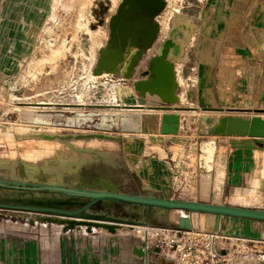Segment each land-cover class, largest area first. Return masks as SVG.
I'll return each mask as SVG.
<instances>
[{"label":"rangeland","instance_id":"rangeland-1","mask_svg":"<svg viewBox=\"0 0 264 264\" xmlns=\"http://www.w3.org/2000/svg\"><path fill=\"white\" fill-rule=\"evenodd\" d=\"M164 1L165 8L157 17L159 26L157 36L152 46L140 59V61L145 60L146 64L142 67L139 61L140 67L135 71L134 76L141 75L143 70L142 74L146 71L148 60L153 55L154 49L166 36L172 13L184 12L193 19L195 31L185 48L178 72L175 70L176 76L179 75L177 94L181 98L177 105L198 108L206 105L200 100L198 76L200 65H203L208 69L211 83H214L216 87L215 91L211 89L213 100L209 105L222 106L223 109L229 107L251 109L250 112L231 113L241 116L254 115L256 113L253 109L264 108V94L258 93L255 87L240 92L233 85H226V76H229L228 73L232 76L231 69H234L230 66V58H224V51L220 50L221 35L219 36L218 33L219 17L225 12L226 0ZM119 2L120 0H0V23L5 18L11 17L10 20L15 26L17 24L23 26L21 28L23 47L17 53H13L12 60H9L0 72V76H4L0 80V126L5 128L0 131V158L13 159L8 165L16 160L39 165L43 168L44 174L48 171L52 172L48 177L50 183H54L62 179L60 175L69 164L83 157L90 161L88 168L79 170L70 178H65L67 180L64 179L63 182L89 180L94 173L88 170L93 166L101 169L99 178H112L120 191L140 193L136 182L134 180L131 182L126 172V164L127 167H131L130 162L134 156L132 152L137 154L138 148L140 151L144 147L149 149L147 151L154 152L155 144L161 142L170 148V152L175 156L181 152L179 158L183 163L174 178V188H177L179 192L184 188L194 190L196 187L202 191L210 188L217 189L221 178L211 179L210 176L215 153L214 137L206 138L198 132V115L202 114L199 109L196 112L191 110L172 112L177 115L175 132L145 135L137 129L139 118L130 115L132 112H127V107L120 106L124 104V100L129 104H140L139 101L138 103L134 100L132 85L121 77H115L117 75L107 73L96 79L95 84L89 81L98 48L103 47L108 38V20ZM202 18L207 19V26L200 29ZM206 29L210 30L211 38L204 32ZM3 33H5L4 42L10 43V37L7 36L10 35L9 31ZM10 53L9 49L7 54L10 55ZM249 72L250 65H247L245 75H250ZM241 75L244 76V73L238 76ZM60 89L62 94H58ZM44 91L48 92L47 96L50 99L57 100L60 96H64L67 100H72L73 104L83 105L73 106L74 108L69 111L59 109L41 111L30 108L32 103L44 100L35 96ZM109 103L119 105L113 107ZM139 111L145 110L139 109ZM210 113L221 116L227 112L222 110ZM262 114L258 115L264 118V113ZM23 132L59 134L99 132L124 136L129 141L121 143L95 138L71 141L12 138L14 134ZM149 143L153 145L147 147ZM206 144L213 146L210 160L203 152V148L208 146ZM78 149L96 151L98 156H87L78 152ZM29 151L39 153L37 155L28 153ZM27 177L32 180L29 173ZM0 178L13 179L16 176H12L8 168L0 167ZM143 193L148 194V192ZM263 193H252L241 197L231 192V200L263 204ZM117 207L110 212L114 216L121 215L131 220L138 219L137 221H144L146 218L143 208L126 204H120ZM181 214L185 213L176 210L149 212L148 226L144 227L155 229L153 237L147 236L152 239L155 246L164 236L160 229L174 226L175 220ZM223 218L229 219L223 224L227 233L245 231L249 236L264 237V229L258 230V227L253 225V221ZM41 224L45 227L41 228ZM55 226H57L56 231L53 230ZM136 227L142 228L137 230ZM139 227L134 226L130 231L124 226L122 227L124 231L120 232L136 234L142 238L143 226ZM89 234L82 228L62 232L60 226L55 224L38 221L29 224L19 218L0 216V264H89L91 262L89 257H86L87 261H85L84 257L75 255V250L85 252L95 248L92 245L95 241ZM108 247L111 248V245ZM108 247L105 250H109ZM250 247H254L252 249H256L257 252L255 256L249 258L245 253L250 251L248 250ZM233 252L231 255L238 261L247 260L245 264H260L264 261V243L261 242L247 248L235 247ZM200 253L201 257L196 264H205L206 254L204 251ZM170 258L173 257L170 256ZM107 260L109 264H119V260L114 262L112 258ZM104 261L107 262L106 259Z\"/></svg>","mask_w":264,"mask_h":264},{"label":"water","instance_id":"water-1","mask_svg":"<svg viewBox=\"0 0 264 264\" xmlns=\"http://www.w3.org/2000/svg\"><path fill=\"white\" fill-rule=\"evenodd\" d=\"M165 5L164 0H120L115 12L108 20V38L104 46L98 49L92 74L107 73L120 76L131 82L132 88L138 96L149 95L155 97L158 102L145 105L128 104V107L172 112L197 111V107L177 105L179 96L177 94L178 82L175 63L182 61L185 48L195 31L194 21L186 13L179 11L172 13L170 26L164 40L157 45L148 60L146 71L142 75L145 78L134 77L138 62L152 46L157 36L159 26L155 17L164 9ZM201 110L203 113L199 115L198 132L203 136L264 138L263 117L258 114L251 116L231 114L232 112H250L249 108L208 107L201 108ZM222 110L227 113L221 116L209 113ZM253 110L255 113L264 112V108ZM172 112L169 115H172ZM176 122L177 115L173 124ZM161 125L160 121L162 134L176 131V126L173 130H164ZM1 130H5V128L0 126ZM12 138L46 141L92 138L113 142L129 141L124 136L99 132L76 134L23 132L14 134ZM154 150L159 151L157 148ZM77 151L87 156H98L96 151L90 149H78ZM14 163L1 164V168H8L12 176L15 175L16 178H0V190L7 193L5 196L0 193V216L19 218L29 224H34L37 221L55 224L60 226L62 232L82 228L86 233H91L93 229H104L109 233H115L116 229L122 226L130 228L147 226L150 211L169 210H180L186 213L176 220V229L179 230L192 229L188 216L192 213L212 214L218 217L264 223V208L172 199L145 193H127L120 191L115 181L109 177L92 181L87 179L67 181L65 183L70 185L64 184L63 180L72 176L70 173H77L79 170L88 168L90 161L83 157L64 169L60 175L62 177L60 181L63 183H50L49 177L44 174L43 168L39 165L26 164L17 160ZM28 173L31 179L35 180H29ZM120 204L145 209V220H131L107 213ZM132 251L143 260V264H150L152 259L155 264H180L173 258L163 255L160 246L149 247L146 237L140 246H133ZM261 263L264 264V262Z\"/></svg>","mask_w":264,"mask_h":264},{"label":"crops","instance_id":"crops-1","mask_svg":"<svg viewBox=\"0 0 264 264\" xmlns=\"http://www.w3.org/2000/svg\"><path fill=\"white\" fill-rule=\"evenodd\" d=\"M226 2L225 12L224 14H220L219 17L220 29H218L219 36L221 35L219 39L220 50L224 51V58H230V66H232L231 68H234L231 69L232 76H230L231 73H228L227 75L229 76H226V85H233V87L235 89L237 88L236 90L240 92L251 90L255 87L258 93L260 92L264 94V0H226ZM14 10L15 9H13V11ZM16 11L17 10H15V12ZM21 11L23 10L21 9ZM158 16L159 14L155 17L156 22H158ZM10 18L11 17L5 18L0 23V72L3 67L8 64V61L12 60L11 57L14 55L13 53H17L19 49H22L23 47V36L21 33V28L23 26H20L19 24L15 26L13 24L14 22L10 20ZM206 20L207 19L202 18L200 29L205 28V25L207 26ZM207 30L208 29L204 30V32L211 38V32L210 30ZM4 31H9L10 35L7 36L10 37V43L4 42ZM9 49L11 52L10 55L7 54ZM247 65H250L249 76L245 75ZM243 73L244 76H238ZM198 76L199 89L201 91L200 100L202 103L206 104L201 108H223L222 106L216 107L209 105L213 100L211 89L215 91L216 87L214 86V83H211L208 69H206L203 65H200ZM3 77L4 76H0V80H2ZM115 77L120 78V76ZM134 77L145 78L144 76ZM127 82L131 85L130 81ZM134 96L136 98H134L135 102L139 101L140 104L145 105L158 103L155 97H151L149 95L140 97L136 92H134ZM179 100H181L180 96ZM128 104L129 103L124 100L123 105L124 107H127V112H132L130 115L139 118V121H137V129L145 135L160 134L159 121L161 113L172 112L155 110H152L155 112H149L146 111L147 109L145 108L128 107ZM201 108L198 109L202 112ZM139 109H143L145 111H137ZM204 137H214L213 143L215 153L212 162V169L210 170L212 173H210V176L211 179L214 177L221 178V182L217 185V189L210 188L202 191V189L196 187L194 190H192V188H184V190L181 189L179 192L177 188H174V178H176L178 168L181 167L183 161L179 158V154L175 156V154L170 152V148L166 147L165 144H161V142L155 144V147L159 149V151H147V149H144L143 147L141 151L140 148H138L139 151H137V154L136 152H132L134 156H132L133 159L130 162L131 167H127L126 164V172L128 173L131 182L133 180L136 182L140 193L148 192V194L172 199H191L241 207L264 208V202L263 204H257L253 202H234L231 200L232 188H235L240 194H244L246 190L252 188L254 181H258L261 185L262 191L264 192V172H262V170H264V138L220 136ZM121 143H123V141H121ZM152 145V143H149L147 147ZM10 160L13 161V159ZM10 160L0 158V165H4L5 163L8 165ZM73 174L74 172L70 173V175ZM57 182L63 183L62 181ZM64 184L70 185L65 182ZM0 193L4 196L7 195V193L2 190H0ZM262 195H264V193ZM115 208L118 207H113V209ZM113 209L110 212H112ZM110 212L107 213L109 215H113V213ZM183 215H186V213ZM115 216L121 217V215ZM188 216L191 220L192 230L210 232L222 236L239 237L247 240L264 241L263 236H249L245 233V231L239 233H227L223 227V224L229 221L227 218L211 214L201 215L199 213H192ZM253 225L258 227V230L264 229V223L262 222H254ZM44 227L45 225L41 224V228ZM56 227L57 226H55L53 230L56 231ZM122 227L116 229L115 233H109L104 229L100 231L93 229L89 235H91V238L95 241V244H92L95 248L90 251L86 250L85 252H82L81 250L77 252V250H75V255L81 256V258L84 257L85 261H87V258L89 257L91 260L89 264H109L107 260L109 258H112L113 262L114 260H119V264H143V260L133 254L132 248L133 246H140L144 238H140L138 235L132 233H122L120 232L124 231V228ZM128 229L132 231L133 228L128 227ZM165 229H176V223L174 226L160 229L161 234H164V236L161 238L159 237L160 239L156 243L157 246H160L161 241L165 239ZM146 241L149 247L155 246L152 239L146 238ZM108 245H111V248H109L110 246L108 247ZM248 245L251 246L249 243ZM106 247H108L109 250H105ZM161 248L162 254L169 257L171 253L167 252L165 246H162ZM252 248L254 247L248 248L251 251L245 253L246 257L250 258L251 256L256 255V252H254L256 249ZM104 259H106V263ZM246 261L243 260L242 264H245L244 262Z\"/></svg>","mask_w":264,"mask_h":264},{"label":"built area","instance_id":"built-area-1","mask_svg":"<svg viewBox=\"0 0 264 264\" xmlns=\"http://www.w3.org/2000/svg\"><path fill=\"white\" fill-rule=\"evenodd\" d=\"M90 74H92V70ZM96 79L90 77L89 81L95 84ZM47 93V91L37 93L35 96L44 100L32 103L30 108L40 109L41 111H52L54 109L69 111L74 108L73 106L83 105L73 104L72 100H67L64 96H60L57 100L50 99ZM58 94H62L61 89L58 90ZM164 232L166 236L161 241L160 247L165 246L167 252L173 254L171 257L178 260L180 264H183V262L185 264L198 263L201 257L200 251H204L206 254L205 264H242V261H238L237 258L231 255V253H234L235 247L244 246L247 248L248 243L251 246H254V243H264L262 240H247L192 229H165ZM254 252L257 251L254 250Z\"/></svg>","mask_w":264,"mask_h":264},{"label":"bare ground","instance_id":"bare-ground-1","mask_svg":"<svg viewBox=\"0 0 264 264\" xmlns=\"http://www.w3.org/2000/svg\"><path fill=\"white\" fill-rule=\"evenodd\" d=\"M165 8V7H164ZM90 36H92V35H90ZM154 42V41H153ZM99 44H101V43H99ZM98 44V45H99ZM98 53V52H97ZM151 58V57H150ZM141 65H142V67L146 64V61L145 60H143V61H140L139 62ZM139 63L137 64V66H136V68H135V71L140 67L139 66ZM181 61L180 62H177V63H175V70L178 72V70H179V67H180V65H181ZM141 75H138V76H142L143 74H142V72L140 73ZM104 76V73H102L101 75H94V74H90V77L91 78H93V79H96V78H99V77H103ZM137 76V75H136ZM101 79H103V78H101ZM106 79V78H105ZM176 79H177V82H179V75L178 76H176ZM72 87V86H71ZM181 99V98H180ZM186 99V98H185ZM114 101H116V100H114ZM111 106H117V105H119L118 103H109ZM109 105V106H110ZM120 106H123L124 107V105L122 104V105H120ZM146 109V108H145ZM147 110H149V109H147ZM137 111H139V110H137ZM155 112V111H154ZM171 112H162L161 113V116H160V121H161V126H163V129L164 130H173L174 129V127H175V124H173V121H174V119H175V114L174 113H172V115H169ZM262 113H264L263 111H260V112H258V113H256V114H262ZM263 115V114H262ZM261 116V115H260ZM262 117V116H261ZM158 140V139H157ZM187 140V139H186ZM48 144V143H47ZM182 144H183V142H182ZM211 144V143H210ZM206 145H208V144H206ZM177 146V145H176ZM202 146H204V145H202ZM185 147V146H184ZM179 147H177V149H178ZM186 148V147H185ZM199 148V147H198ZM201 149L203 148V147H200ZM168 149V148H167ZM182 149V148H181ZM166 150V149H165ZM173 150V149H172ZM175 150V149H174ZM200 150V149H199ZM167 151V150H166ZM203 152H204V155H206L207 156V159H209L210 160V158H211V154H212V145H208V146H206V147H204L203 148ZM28 153H35V154H37V153H39V152H28ZM181 152H179L178 154H180ZM201 153V152H200ZM185 154V153H184ZM38 155V154H37ZM177 155V154H176ZM202 155V154H201ZM171 157V156H170ZM204 157V156H203ZM205 158V157H204ZM203 158V159H204ZM200 159V158H199ZM180 161V160H179ZM34 162V161H33ZM180 164V163H179ZM262 172H264V170H262ZM231 192H234V193H236L238 196H248V195H250V194H254V193H262L263 191H262V189H261V185L258 183V181H254L253 182V186H252V188H249L248 190H246L245 191V193L244 194H240L235 188H232L231 189ZM176 211H180V210H176ZM181 215H183V214H181ZM180 215V216H181ZM212 215V214H211ZM148 226V225H147ZM139 227V226H138ZM142 228V227H141ZM140 227H139V229H141ZM136 229H137V227H136ZM139 229H137V230H139ZM137 230H135V231H137ZM154 232H155V229L154 228H149V227H144L143 226V231H142V235H143V237L145 238H148V237H153V235H154ZM138 234V233H137ZM135 236V235H134ZM148 236V237H147ZM162 239H164V238H162ZM170 256H173V254L171 253L170 254ZM264 262V261H263ZM150 264H155L154 263V261H153V259L150 261ZM183 264H184V262H183Z\"/></svg>","mask_w":264,"mask_h":264},{"label":"flooded vegetation","instance_id":"flooded-vegetation-1","mask_svg":"<svg viewBox=\"0 0 264 264\" xmlns=\"http://www.w3.org/2000/svg\"><path fill=\"white\" fill-rule=\"evenodd\" d=\"M58 171V170H56ZM90 173L92 172L93 176L88 180V181H92V180H97L99 179V174L101 172L100 168H94L93 166L89 168L88 170ZM48 173V174H47ZM47 173H45L47 176H49L52 172L48 171ZM55 183V182H54Z\"/></svg>","mask_w":264,"mask_h":264}]
</instances>
